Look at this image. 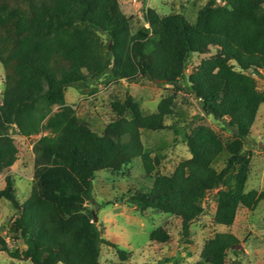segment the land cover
<instances>
[{
    "label": "trees",
    "instance_id": "obj_1",
    "mask_svg": "<svg viewBox=\"0 0 264 264\" xmlns=\"http://www.w3.org/2000/svg\"><path fill=\"white\" fill-rule=\"evenodd\" d=\"M144 21L148 27L133 33L119 0H0V176L18 160L12 130L25 138L48 133L33 144L29 199L18 200L10 177L0 189V201L17 210L8 238L25 246L11 250L0 235V252L32 264H100L106 244L126 260L128 252L103 238L88 204L98 172H119L135 160L153 186L130 192L128 203L139 212L177 218L186 238L214 191L213 220L221 227L233 226L240 208L253 210L264 200V192L246 191L251 154L245 150L264 105L256 79L264 77V0H207L195 17L163 16L148 7ZM194 54L207 58L188 73ZM140 79L175 92L145 115L126 91L112 100L111 119L101 130L66 101L70 88L84 92L97 83ZM180 92L194 97L203 114L226 123L229 142L209 126L188 124L177 103ZM165 130L182 139L190 158L170 175H154L160 159L142 135ZM224 154L217 170L214 163ZM149 238L172 241L168 225ZM244 253L235 234L219 232L206 241L197 264H226Z\"/></svg>",
    "mask_w": 264,
    "mask_h": 264
},
{
    "label": "rangeland",
    "instance_id": "obj_2",
    "mask_svg": "<svg viewBox=\"0 0 264 264\" xmlns=\"http://www.w3.org/2000/svg\"><path fill=\"white\" fill-rule=\"evenodd\" d=\"M122 12L131 20V28L136 33L148 27L144 21L146 8H154L161 15L183 13L195 17L196 11L207 0H119ZM207 56L194 54L188 73ZM4 69L0 64V93L4 86ZM258 88L264 92V77L257 76ZM94 89V92H91ZM126 91L141 105L145 115L156 112L162 98L174 94L173 87L158 81L140 79L131 83L121 81L104 86L94 84L91 89L78 92L72 88L66 94L67 104L72 105L77 114L89 118L95 127L101 130L111 119V102L114 98L123 99ZM180 109L187 113V122L191 127L206 125L218 132L226 142L232 137V131L225 122L203 114L194 97L180 92L177 95ZM25 138L12 130L15 145L18 148V160L15 165L0 176V189L5 187V178L15 183L17 198L24 203L31 196L34 176L33 144L42 136ZM144 146L154 152L153 157L160 159V166L154 175H170L179 163L190 158V153L180 137L172 131L143 132ZM251 154V170L246 191L264 192V105L261 107L256 123L245 146ZM225 154L217 159L214 167L221 170ZM153 179L146 176L141 160H135L119 172L101 171L96 174L93 202L89 210L98 218L96 224L103 232V238L117 244L128 252L126 260L119 257L116 250L106 244L101 246L100 264H197L201 261V252L207 240L219 232L235 234L242 242L245 253L241 259L230 257L226 264H263L264 263V200L249 210L240 208L235 223L231 227H221L214 223L217 191L210 193L204 202L205 214L191 227V235H182L181 222L177 218L157 211L139 212L127 198L130 192L149 191ZM106 204V205H105ZM17 217V210L6 200L0 201V235L7 238L11 250H25L22 242L15 243L8 238V231ZM168 225L172 241L169 244L150 242V234ZM165 260H171L166 262ZM0 264H32L30 260L18 259L7 252H0Z\"/></svg>",
    "mask_w": 264,
    "mask_h": 264
},
{
    "label": "water",
    "instance_id": "obj_3",
    "mask_svg": "<svg viewBox=\"0 0 264 264\" xmlns=\"http://www.w3.org/2000/svg\"><path fill=\"white\" fill-rule=\"evenodd\" d=\"M93 216H94V223H96L97 221H98V218H97V216L95 215V213L93 212Z\"/></svg>",
    "mask_w": 264,
    "mask_h": 264
}]
</instances>
